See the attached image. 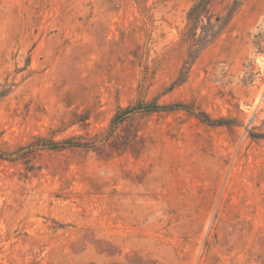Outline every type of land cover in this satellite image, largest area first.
Returning <instances> with one entry per match:
<instances>
[{"label":"rangeland","instance_id":"374dc122","mask_svg":"<svg viewBox=\"0 0 264 264\" xmlns=\"http://www.w3.org/2000/svg\"><path fill=\"white\" fill-rule=\"evenodd\" d=\"M0 264H264V0H0Z\"/></svg>","mask_w":264,"mask_h":264},{"label":"trees","instance_id":"16d2710c","mask_svg":"<svg viewBox=\"0 0 264 264\" xmlns=\"http://www.w3.org/2000/svg\"><path fill=\"white\" fill-rule=\"evenodd\" d=\"M204 121L207 122V123H209L210 125H223V124H220V122H212V121L208 120V118H205Z\"/></svg>","mask_w":264,"mask_h":264}]
</instances>
